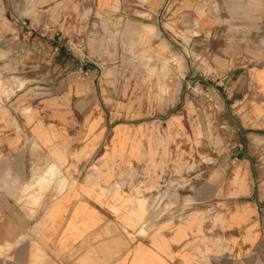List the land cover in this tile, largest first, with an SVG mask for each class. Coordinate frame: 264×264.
Returning <instances> with one entry per match:
<instances>
[{"label": "crops", "instance_id": "0c3cea01", "mask_svg": "<svg viewBox=\"0 0 264 264\" xmlns=\"http://www.w3.org/2000/svg\"><path fill=\"white\" fill-rule=\"evenodd\" d=\"M210 1L78 0V15L70 22L65 0L61 23H52L46 8L38 24L81 30L87 53L96 58L110 54L108 35L118 38L126 30L135 40L163 39L191 54L199 38L200 56L220 63L213 76L225 84L229 98L239 99L231 105L239 125L264 131V83L253 71L264 69L253 64L264 61V44L249 34L264 25V0H223L232 4L225 6L230 15L220 21L208 16ZM21 13L22 0H0V69L19 68L33 79L39 77L33 66L43 55L51 69L38 83L45 89L40 101L0 105V264H6L7 241L25 235L39 251L21 240L13 251L16 264H32L35 254L42 264H264V133L253 134V148L232 145L227 133L231 120L224 117L225 147L205 154L220 159L219 165L213 161L198 169L204 175L201 186L195 183V190L183 196L165 157V129L151 134L146 122L129 124L114 105L95 100L105 90L102 80L96 81V69L91 67L90 77L81 83L72 82L64 51L54 68L53 47L21 38ZM172 18L169 28L166 22ZM154 26L159 28L156 36ZM129 71L122 76H151L149 70ZM140 89L146 91L149 84ZM74 92L79 99L70 101ZM49 167H58L60 181L49 178ZM195 178L191 174L190 180ZM35 185L43 191L32 201L27 195ZM167 188L173 189L169 199L177 207L176 218L169 221L156 213ZM188 197L194 204L212 201L220 209L212 221H200L186 212L191 209L185 208ZM144 225L148 229L140 235Z\"/></svg>", "mask_w": 264, "mask_h": 264}, {"label": "rangeland", "instance_id": "374dc122", "mask_svg": "<svg viewBox=\"0 0 264 264\" xmlns=\"http://www.w3.org/2000/svg\"><path fill=\"white\" fill-rule=\"evenodd\" d=\"M63 1L65 0H22L21 19L25 22V25L23 24L21 38L25 41L33 39L42 44H47L49 48L53 47V51L49 56L54 55V68L60 60V58L58 60L60 52L64 51L68 58L69 67H67V71L73 77L72 82L81 83L82 80L90 77L89 70L91 67L96 69V81L102 80L105 90L97 93L95 100L114 105L118 108V113L125 114L124 120L128 121L129 124L140 126L146 122L149 127L148 131L151 134L159 131L163 133L165 129L167 134L165 157L167 163H170L172 171L177 174V181L174 177L169 180L181 183L183 196L189 195L190 192L195 190V183L201 184L204 175L200 174L198 169L204 168L213 161V165H219L218 161L220 159L217 161V158L205 157V154L206 151L211 149L216 150L225 147L224 127L222 125L224 117L229 115L231 120L227 133L232 140V145L240 142L243 149L248 148V146L253 148L255 144L257 145V142L254 144L253 134L264 133V131L259 132L258 128L255 127L246 130V128L239 125V116L231 109V105L238 102L239 99L229 98L225 84L221 82L220 78L213 76L212 71L218 68L220 63L211 61L212 59L209 58L205 60L203 56H200L203 47L199 38L197 39L196 52L193 50L195 54H191L189 49L183 46L171 48L163 39L153 42L145 37H140L135 40L131 38L133 33L126 30V34L124 33L118 38L111 39L112 37L108 35L110 54L104 57H92L87 53V42L82 40L81 30L45 29L38 24L43 20L42 11L46 8H49L51 12L48 16L51 22L61 23L59 17H61V11L63 10ZM238 1L243 2L244 0ZM253 1L246 0L245 2L251 4ZM223 2V0H213L210 1V5L206 6L208 7V16L214 18V21H220L221 18L230 15L228 10H225V6H230L232 3ZM236 4L234 3V5ZM68 7L69 21H75L79 9L78 0H68ZM86 8H88V5ZM173 20L172 18L169 22H166L169 28H171ZM158 30L159 28L154 26L151 32L153 31L156 36ZM89 32L86 31V34H89ZM249 34L259 43L264 44V25ZM149 52L151 53L147 55L146 53ZM81 55L85 57L83 70L88 72L85 78H81ZM49 56L48 62L50 60ZM100 58L103 59L100 60ZM43 59H45L44 55L41 62L33 66L39 76L33 79H29L19 68L6 67L0 69V105L5 101H40V98L45 95V89L40 88L38 83L45 81L41 76L46 75L47 70L51 69L50 64L45 67L46 62H43ZM253 64L259 68L264 67V61H257ZM1 65L3 63H0ZM101 65L103 68L100 70L98 67ZM2 69L4 71H1ZM127 70L131 72L149 70L151 76L126 79L122 75ZM253 71L256 72V80L264 83V69L254 68ZM21 81L24 82L22 88L19 87ZM31 83L36 84L31 85ZM146 84H149V89L143 92L140 88ZM107 88L110 89L107 90ZM74 94L75 96L70 97V101L79 99L76 97V92ZM54 96H56V93H54ZM251 104L254 107L253 100H251ZM112 112H115V110ZM173 118L176 120L175 124L171 126L170 123ZM170 135H174V137ZM232 160L234 159L231 158L230 161L232 162ZM179 173L180 175H178ZM191 174L197 177L194 181L190 180ZM60 176L59 170L53 178L54 181H60ZM190 183H192L191 190H189ZM42 191L43 188L35 185V189L30 194L33 196L28 194L27 198L37 201L40 199ZM171 192H173V189L167 188L161 201V203H164L161 206H156V213L158 212L159 216L164 217L166 221L176 218L174 210L177 207L169 199L172 196L170 195ZM23 198H26V196ZM158 201V198H156L154 205ZM187 201H185L187 203L185 208L191 207V209L186 212L193 213L200 221H212L213 215L220 209L212 201L194 204L195 202L191 201L189 197ZM149 225L152 226L153 223ZM213 228L215 226L211 225L210 229ZM147 229V226H142L139 234H144ZM24 239L27 240L28 247L32 246L31 251L35 253L39 251L37 244L26 235L16 242L7 241L5 244L6 264H16L13 255L14 247H19L21 240ZM215 244L216 242H214ZM83 249L84 247L81 248V250ZM86 255L88 256L89 253L86 252ZM32 258V264H42L43 262V258L36 256V254Z\"/></svg>", "mask_w": 264, "mask_h": 264}, {"label": "bare ground", "instance_id": "6f19581e", "mask_svg": "<svg viewBox=\"0 0 264 264\" xmlns=\"http://www.w3.org/2000/svg\"><path fill=\"white\" fill-rule=\"evenodd\" d=\"M58 172H59V169L57 167L50 168L49 169V175H50L49 178H54L58 174ZM138 203H140V202H138ZM138 208L139 209L143 208V206H141V203L138 204Z\"/></svg>", "mask_w": 264, "mask_h": 264}, {"label": "built area", "instance_id": "2783aa9c", "mask_svg": "<svg viewBox=\"0 0 264 264\" xmlns=\"http://www.w3.org/2000/svg\"><path fill=\"white\" fill-rule=\"evenodd\" d=\"M84 61H85V57H84V55H81V78H85V76L88 74V72L86 70H83ZM102 68H103L102 65L100 67H98V69H100V70Z\"/></svg>", "mask_w": 264, "mask_h": 264}]
</instances>
